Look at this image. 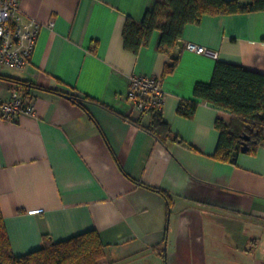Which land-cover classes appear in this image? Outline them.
I'll use <instances>...</instances> for the list:
<instances>
[{
  "label": "crops",
  "instance_id": "1",
  "mask_svg": "<svg viewBox=\"0 0 264 264\" xmlns=\"http://www.w3.org/2000/svg\"><path fill=\"white\" fill-rule=\"evenodd\" d=\"M156 1L21 0L25 21L44 26L25 67L0 72L38 85L0 77L6 99L18 90L35 105L34 114L0 117V207L16 255L45 235L95 229L104 264H264V146L218 159L216 122L230 124V110L201 102L193 118L178 113L218 61L264 73V10L188 24L179 64L164 75L171 58L158 48L160 30L137 53L124 43L128 19L142 22ZM134 75L161 78L166 143L146 127L152 113L128 99ZM53 90L98 101L84 109Z\"/></svg>",
  "mask_w": 264,
  "mask_h": 264
},
{
  "label": "trees",
  "instance_id": "2",
  "mask_svg": "<svg viewBox=\"0 0 264 264\" xmlns=\"http://www.w3.org/2000/svg\"><path fill=\"white\" fill-rule=\"evenodd\" d=\"M264 10V0H158L146 12L142 22L128 19L124 29L125 47L137 53L147 45L156 30L161 31L158 48L170 55L164 75L172 73L179 64L180 53L177 46L183 38L188 24H198L207 16L230 15ZM96 48V47H95ZM25 90L37 86L29 81L1 75ZM43 88V87H40ZM73 102L86 109L88 101H98L92 97H80L59 90ZM201 102L212 103L230 110L232 121L226 124L217 120L220 140L215 157L236 162L234 151H241L243 142L249 144L246 152L254 153L264 146V73L247 69L243 65L218 61L212 80L195 84L191 99L182 100L178 113L193 118ZM163 110V109H162ZM162 110H154L152 121L146 126L163 143L172 135L171 126L164 120ZM143 185L148 186L143 183ZM173 203L171 194L163 189L148 186ZM106 245L100 233L88 230L65 240L56 241L51 235L44 236L42 247L23 255H16L12 249L6 222L0 207V264H104Z\"/></svg>",
  "mask_w": 264,
  "mask_h": 264
},
{
  "label": "built area",
  "instance_id": "3",
  "mask_svg": "<svg viewBox=\"0 0 264 264\" xmlns=\"http://www.w3.org/2000/svg\"><path fill=\"white\" fill-rule=\"evenodd\" d=\"M47 25L53 27L54 21L51 20ZM43 26L41 21L34 18L25 21L21 12V0H0V68L25 67L34 52ZM189 48L218 57L217 52H212L204 46L190 44ZM127 96L142 113L162 110L165 96L161 78L153 75H134ZM34 112L35 105L20 91H13L6 99L0 90V117L14 120Z\"/></svg>",
  "mask_w": 264,
  "mask_h": 264
},
{
  "label": "water",
  "instance_id": "4",
  "mask_svg": "<svg viewBox=\"0 0 264 264\" xmlns=\"http://www.w3.org/2000/svg\"><path fill=\"white\" fill-rule=\"evenodd\" d=\"M249 149V144H248V142H246V141H244L243 142V145H242V147H241V151L242 152H246L247 150ZM238 153H239V151H234V154L235 155H238Z\"/></svg>",
  "mask_w": 264,
  "mask_h": 264
},
{
  "label": "rangeland",
  "instance_id": "5",
  "mask_svg": "<svg viewBox=\"0 0 264 264\" xmlns=\"http://www.w3.org/2000/svg\"><path fill=\"white\" fill-rule=\"evenodd\" d=\"M0 72L6 73V74H11V73H13V70L8 69V68H0Z\"/></svg>",
  "mask_w": 264,
  "mask_h": 264
}]
</instances>
